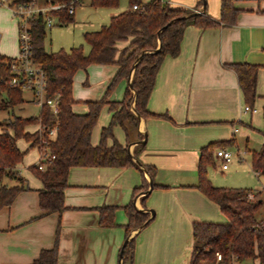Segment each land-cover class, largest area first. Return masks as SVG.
Here are the masks:
<instances>
[{"label":"crops","instance_id":"0c3cea01","mask_svg":"<svg viewBox=\"0 0 264 264\" xmlns=\"http://www.w3.org/2000/svg\"><path fill=\"white\" fill-rule=\"evenodd\" d=\"M167 1L172 8L207 14L217 20L221 18L222 0H206V8L199 7L201 0ZM235 7L240 10L235 26L206 29L189 26L180 56L166 57L159 71L148 110L169 118L141 117L139 132L143 140L147 135V144L143 150L139 140L129 146L133 156L136 149L141 150L139 161L143 165L155 169L154 183L158 186L146 201L148 210L142 204L146 193L133 197L134 190L143 183L142 173L137 168H73L65 191L67 210L62 214L45 215L40 206L44 184L31 170L42 162L43 153L40 146L32 147V142L23 139L25 143H18V146L27 154L17 173L29 189L21 192L11 205L0 209V264H34L43 251L55 248L58 233V264H191L194 223H229L220 206L196 186L201 150L211 143L237 142L239 126L247 125L252 129L244 121L245 116L252 115V122L254 114L263 115L264 0H235ZM3 38L1 34V41ZM125 46L120 45L121 48ZM7 49L4 41L0 54L10 58L18 56L19 51L11 55L5 53ZM244 63L261 67L256 102L260 111L245 113L247 105L237 74L229 67ZM103 68L105 73H110L102 83L106 94L118 67ZM88 69L83 71L88 73ZM129 81L123 80L119 85V92L124 96L109 101H123ZM0 98L3 101L6 96ZM74 98L78 102L74 111L86 114V110L76 109L83 100L75 95ZM99 100L87 99L85 103ZM30 101L34 104L32 95ZM107 108L109 110V106ZM109 114L112 119L110 110ZM40 128L41 124H37L26 131L39 133ZM104 129L100 138L94 139L92 135L93 145L100 144ZM123 131L115 136L121 144L127 145V135ZM108 144L112 145L113 141ZM145 175L150 182L147 172ZM208 175L213 185H220L212 172L208 171ZM255 175L262 179L257 173ZM7 182H14V179H6L4 183ZM260 192L264 194V188ZM132 201L138 210L149 212L153 221L132 231L127 238L129 219L125 207ZM103 206L117 207L114 227L100 225L99 209ZM134 238V258L124 262L123 246Z\"/></svg>","mask_w":264,"mask_h":264},{"label":"trees","instance_id":"16d2710c","mask_svg":"<svg viewBox=\"0 0 264 264\" xmlns=\"http://www.w3.org/2000/svg\"><path fill=\"white\" fill-rule=\"evenodd\" d=\"M30 2L33 0H23ZM45 6H62L51 14L59 24H70L75 21L76 8L82 0H35ZM121 0H91L95 8H118ZM206 0L199 2L205 8ZM130 8L114 16L109 25L101 30L87 33L85 39L91 46L90 54L83 47L73 48L67 52L48 53L46 50L47 28L43 15L31 21L33 59L48 76V96L61 95L60 112L54 116L48 107L41 109L38 117H17L4 126L0 134V209L11 205L17 196L29 188L25 180L17 173L27 152L18 146L20 139L32 142V147L40 146L42 153L55 156L52 163H46V169L32 167L33 173L43 182L40 191V206L45 215L62 214L65 205V191L69 187V174L73 168H128L135 167L143 177L141 187L133 193L135 198L140 193H147L150 182L155 180L154 167L144 165L143 170L138 163L140 151L136 149L134 157L129 153V146L135 140H143L139 132V116L142 118H169L157 115L148 110L149 100L157 83V76L166 59L177 58L181 54V45L186 29L194 25L199 28H215L235 26L240 10L235 7V0L221 1V18L213 19L207 14H196L185 9L172 8L162 0H129ZM138 4L140 9L132 10ZM121 44H126L121 48ZM160 47V50L158 51ZM0 61H11L10 57L0 55ZM91 65H114L118 71L109 85L105 97L99 101L88 102L89 111L78 114L74 106L78 102L74 98V82L77 73L87 70ZM237 74L245 104L254 109L258 100L257 85L260 68L249 63L229 65ZM134 71V72H133ZM132 78V89L126 91L121 102L109 101V95L123 80ZM8 76L6 64H0V77ZM5 95L0 109L14 108L23 102L24 92L0 87V97ZM5 102V103H3ZM134 104V105H133ZM109 106L112 121L102 132L100 144L92 143V135L98 123L103 107ZM135 109L136 113L133 111ZM264 116V109H263ZM42 124L46 128L57 127L54 138L47 131L31 134L27 128ZM121 126L127 135V145L121 144L114 135V128ZM112 140L113 144L109 145ZM236 140L211 143L201 150L198 167L199 183L196 188L208 199L218 204L222 213L228 218V224L197 222L193 225L194 251L191 264H264V218L258 213L264 206V194L260 191L229 189L216 187L211 182L208 171L216 165V150L235 145ZM251 165L255 173L264 178V149L251 152ZM18 180L23 187L9 186L5 180ZM154 183V189L157 188ZM253 196V198H251ZM147 194L143 198V207L147 209ZM100 225L111 228L116 225L117 207L103 206ZM129 222L126 227L127 238L132 231L149 225L153 221L151 214L140 211L134 201L125 207ZM136 249L135 238L129 241L123 251V260H133ZM222 260H218V255ZM59 233L57 244L53 250L43 251L34 264H58Z\"/></svg>","mask_w":264,"mask_h":264},{"label":"rangeland","instance_id":"374dc122","mask_svg":"<svg viewBox=\"0 0 264 264\" xmlns=\"http://www.w3.org/2000/svg\"><path fill=\"white\" fill-rule=\"evenodd\" d=\"M12 2L27 3L23 0H12ZM40 6L44 9L46 7L43 4H40ZM129 8V0H121L119 7L114 9L95 8L91 5V0H82V3L76 8L75 21L73 23L67 25L59 24L56 19L54 26L47 30V52L57 53L62 50L69 52L73 48L83 47L85 53L90 54L91 46L87 43L85 35L87 33L101 30L103 26L110 24L114 14L118 15L124 13ZM45 13L50 15L49 10L47 9L45 10ZM19 22L20 19L16 17L8 7H0V34L4 37L0 43L1 52L4 50H1L3 43L6 41L8 49L5 53L11 55H16L18 53L20 39ZM103 67L104 66L102 65H91L88 69V73L83 70L77 73L74 82V95L77 99L83 100L76 106L77 110H86V112H88L89 106L85 103V100L102 99L105 97L102 83L110 73H105ZM119 85L111 92L108 99H115L119 96H124L121 91L119 92ZM30 97L31 95L29 93H25V100L23 99V102L16 107L7 110L0 109V132H3L4 126L6 127L7 124L14 121L17 117L31 118L40 115L41 108L32 104ZM1 101L2 99L0 98V106L2 103ZM254 109L260 111L257 103ZM251 116L246 115L244 121L251 125L252 129L248 128L247 125L239 126L238 128L240 131L237 134V143L227 147V149L234 154V161L230 165V170L223 171L222 162L217 158H215L216 165L210 167L209 171L215 176L216 182L220 183L219 186L215 185L217 183H215L214 186L253 191H261L264 188V178L261 180L258 179L251 165V152L264 149V118L259 112L258 114L253 115L251 122ZM111 121L112 119L109 110L107 106H105L103 107L98 123L94 128V139H98V137L100 138L102 128L109 127ZM122 132L124 133L121 126H116L114 128V135ZM40 133L42 134L41 131L39 134ZM18 143H25V141L20 139ZM7 184H9V186H14V184L19 187L24 186V184H20L18 180H14V182L11 183L7 182ZM257 216L259 219L264 218V206ZM256 264L259 263L256 262Z\"/></svg>","mask_w":264,"mask_h":264},{"label":"built area","instance_id":"2783aa9c","mask_svg":"<svg viewBox=\"0 0 264 264\" xmlns=\"http://www.w3.org/2000/svg\"><path fill=\"white\" fill-rule=\"evenodd\" d=\"M162 1L168 3L167 0ZM0 7H8L14 15L20 19L19 54L17 57L11 58L10 62L0 61V64H6V67L8 68V76L0 77V87L2 85L9 90L29 93L32 95L35 105L39 106L41 109L48 107L55 117L58 116L60 112L61 95L59 94L55 97L48 96V76L44 69L35 63L33 59V39L30 32V23L43 15L46 20L47 28H52L56 22V18L51 12L62 9V6H46L44 9L35 0L27 2L26 4L13 3L12 0H0ZM46 9L49 10L50 15L45 13ZM139 9L140 6L138 4H135L132 7V10L135 11ZM75 12V8L72 7L70 13L74 14ZM251 112H255V109H252L250 106H245V113ZM40 131H47L49 137L54 138L57 133V127L46 128L41 124ZM215 158L222 162V170L227 171L230 169V165L234 161V154L229 149L223 148L216 151ZM54 160L55 156H49L43 153V160L39 164L40 169L45 170L46 163H52ZM251 198H253V196H251ZM218 260H222V255H218Z\"/></svg>","mask_w":264,"mask_h":264},{"label":"water","instance_id":"95a60500","mask_svg":"<svg viewBox=\"0 0 264 264\" xmlns=\"http://www.w3.org/2000/svg\"><path fill=\"white\" fill-rule=\"evenodd\" d=\"M206 5H207V3L205 2V8H206ZM196 14H198V13H194V14L191 15V16H194V15H196ZM159 50H160V47H159L158 51H159ZM133 72H134V71H133ZM129 86H130V88L132 89V80H131V79H130V81H129ZM133 111L136 113L135 109H133ZM140 118H141V117L139 116V119H140ZM147 139H148V137H147V135H146L145 140L138 142V144L146 145V144H147ZM129 153H130V155H131L132 157H134L133 154H132V152H131V147L129 148ZM135 161L138 163V165H139L143 170H145L144 165H143L140 161H138V160H136V159H135ZM153 189H154V183H153L152 179H150V189L148 190V192H147L146 194H150V193L152 192ZM151 212H152V214H153V216H154V215H155V212H154L153 210H152ZM127 243H128V241H126L125 245L123 246L122 256H123V251H124V249H125Z\"/></svg>","mask_w":264,"mask_h":264}]
</instances>
